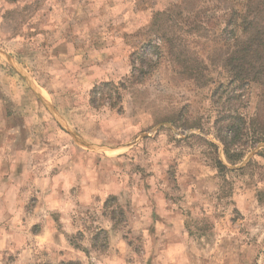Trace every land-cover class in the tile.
Masks as SVG:
<instances>
[{"label":"rangeland","instance_id":"1","mask_svg":"<svg viewBox=\"0 0 264 264\" xmlns=\"http://www.w3.org/2000/svg\"><path fill=\"white\" fill-rule=\"evenodd\" d=\"M225 3L0 0V264H264V142L217 137L259 94Z\"/></svg>","mask_w":264,"mask_h":264},{"label":"trees","instance_id":"2","mask_svg":"<svg viewBox=\"0 0 264 264\" xmlns=\"http://www.w3.org/2000/svg\"><path fill=\"white\" fill-rule=\"evenodd\" d=\"M226 1H229V5L225 3V16L230 18L226 25L235 32V40L234 49L225 60V68L232 71L234 82L253 85L259 90V94L255 95L257 103L252 116L248 119L241 114L231 119L225 116L216 124L217 137L224 146L225 157L235 165L241 161L243 154L233 152V147L237 143L246 147L247 143H242V140L247 127L253 131L250 140L254 144L264 142V0ZM111 86L112 83L95 86L89 95L91 106L98 108L99 102L109 94L105 88ZM225 123L229 125L225 127ZM229 132L232 136H229ZM217 164L221 170H226L221 161L218 160Z\"/></svg>","mask_w":264,"mask_h":264},{"label":"bare ground","instance_id":"3","mask_svg":"<svg viewBox=\"0 0 264 264\" xmlns=\"http://www.w3.org/2000/svg\"><path fill=\"white\" fill-rule=\"evenodd\" d=\"M44 92V91H43Z\"/></svg>","mask_w":264,"mask_h":264}]
</instances>
